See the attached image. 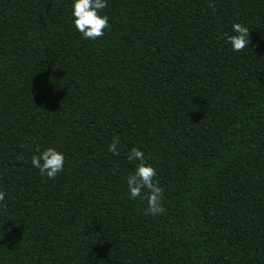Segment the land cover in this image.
<instances>
[{"label": "trees", "instance_id": "1", "mask_svg": "<svg viewBox=\"0 0 264 264\" xmlns=\"http://www.w3.org/2000/svg\"><path fill=\"white\" fill-rule=\"evenodd\" d=\"M101 14L88 40L71 0H0V264H264V0ZM233 22L240 52L222 38ZM50 146L65 156L52 180L30 164ZM133 146L162 215L128 195Z\"/></svg>", "mask_w": 264, "mask_h": 264}, {"label": "clouds", "instance_id": "2", "mask_svg": "<svg viewBox=\"0 0 264 264\" xmlns=\"http://www.w3.org/2000/svg\"><path fill=\"white\" fill-rule=\"evenodd\" d=\"M108 0H71V23L82 38L95 40L104 35V30L109 27V18L101 14L107 7ZM209 7H213L209 4ZM232 35L223 34L222 38L230 45L233 52H240L249 45V29L243 24L233 22L231 25ZM120 140L113 138L108 145L107 151L113 156L120 155ZM39 154H33L30 158L31 166L38 170L41 176L55 179L57 174L64 170L65 156L62 151L55 147H46L36 150ZM129 163L136 162L134 169L126 176L128 195L131 199L140 198L146 203L143 209L144 215L157 216L165 212L163 205L164 189L159 181L156 170L146 163L144 153L133 146L126 154ZM6 193L0 190V205L5 201Z\"/></svg>", "mask_w": 264, "mask_h": 264}]
</instances>
